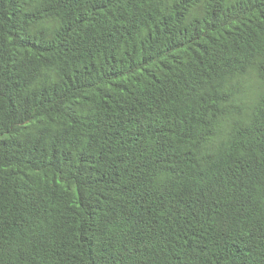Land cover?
<instances>
[{"label":"trees","instance_id":"1","mask_svg":"<svg viewBox=\"0 0 264 264\" xmlns=\"http://www.w3.org/2000/svg\"><path fill=\"white\" fill-rule=\"evenodd\" d=\"M0 264H264V0H0Z\"/></svg>","mask_w":264,"mask_h":264}]
</instances>
